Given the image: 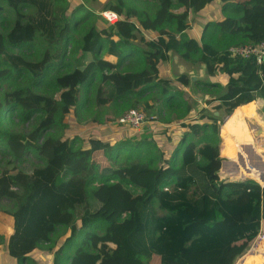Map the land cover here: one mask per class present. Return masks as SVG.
I'll return each instance as SVG.
<instances>
[{
  "label": "trees",
  "instance_id": "1",
  "mask_svg": "<svg viewBox=\"0 0 264 264\" xmlns=\"http://www.w3.org/2000/svg\"><path fill=\"white\" fill-rule=\"evenodd\" d=\"M140 1L152 5V10ZM72 2L0 0V21L8 18L6 6L13 11L10 28L0 33V81L23 80L5 89L0 99V148L9 158L4 165L0 160V200L14 202L7 253L16 264H36L38 248H53L58 229L66 227L70 236L55 250L52 264H67L72 259L70 247L75 243L82 247V240L91 241L100 228L112 225L100 216L106 202L95 199L93 184L120 182L143 191L152 187L135 203L140 227L125 239L140 263L236 264L264 233V189L255 180L264 181L254 169L245 175L255 180L223 176L221 118L205 109L190 117L195 107L184 96L190 77L171 78L160 68L175 51L187 61L205 63L209 76L227 79L225 91L207 101L214 103V111L230 114L257 99L264 101V62L229 52L232 45L264 40V0H110L104 7L120 15L114 24L97 12L103 22L93 20L96 14L82 0L72 10ZM215 2L221 3L222 17L207 22L200 37L192 36L190 15L201 14ZM91 19L84 34L76 37L82 22ZM138 35L145 46L135 43ZM38 37L45 47L33 60L24 50L33 49ZM77 50L82 59L89 53L92 60L83 63L76 58L80 64L73 65L71 55ZM105 54L117 61L115 69H102ZM132 60L140 67H123ZM105 71L108 78L102 81ZM95 79L97 106L121 103L137 108L146 97L149 100L144 101H154L151 95L157 92L162 106L177 113L184 135L170 157L160 154L162 164L155 165L153 150L147 153L153 143L149 133L142 134L141 141L135 137L138 145L126 155L132 139L112 144L92 137L86 146L78 137L57 135L49 138L48 158L41 156L44 133L74 108L81 114L87 105L83 90ZM197 85L208 93L220 92L221 87L212 80ZM54 88L58 98L47 92ZM14 115L22 122L37 119V124L29 133L8 131L3 122ZM222 129L226 154L230 131L225 123ZM29 154L42 162L32 173L17 164ZM238 155L240 168L246 170ZM83 250L93 252L90 246Z\"/></svg>",
  "mask_w": 264,
  "mask_h": 264
},
{
  "label": "rangeland",
  "instance_id": "2",
  "mask_svg": "<svg viewBox=\"0 0 264 264\" xmlns=\"http://www.w3.org/2000/svg\"><path fill=\"white\" fill-rule=\"evenodd\" d=\"M72 10L75 8L76 2L79 0H72ZM81 1V0H80ZM110 0H82L86 4L87 8H90L94 11V13L98 14V11L102 9L103 6L106 5L107 2ZM139 5L143 7H148L152 10L153 6L149 5L144 2H138ZM221 3H212L210 4L204 12L198 15H190L189 22L191 24V30L189 31L192 36L200 37L202 34V30L204 25L213 20H217L222 17V11L220 9ZM93 17V20H101L98 18V15ZM4 15L8 16L6 21L3 23L0 21V33H5L9 28L10 24L12 23V16L13 11L6 6L4 10ZM89 21H83L80 25L78 31H75L76 37H81L85 30L88 28ZM38 44L33 49H26L24 50L25 55L33 60L39 59L43 50L44 45L40 41V37H38ZM169 40V39H168ZM136 44L140 46H145L144 42L140 39L138 35V39L135 40ZM81 51H76V53H72L71 61L73 65L80 64V61H77L76 58L79 60H84L83 63H86L92 60L91 54H86V57L82 59L80 56ZM178 54L175 51L170 52V62L165 66L160 68L161 73H167L171 78H175L179 74V68L174 64V56ZM180 62L187 66V70L190 73L201 76L204 74L202 62H191L183 59L180 56ZM100 66L103 70L108 69H115L117 67V61L114 58L110 57L108 54L102 56L100 61ZM123 67L129 69H137L140 67V64H137L135 61H130L125 63ZM123 69V68H122ZM108 71L103 73V80L108 78ZM202 78L205 81L212 80L215 83L221 85L220 92L218 91H211L206 92L208 93L207 99H204L201 105H197L195 99H193L185 90V99L189 101L195 108V112H193L190 116H198V111L205 109L208 114L214 112V103L208 104L207 101L212 100L214 97L223 93L226 89V81L227 79L219 76L211 77L208 74L203 75ZM23 83V80L14 81L8 80L4 83L0 81V99H2L3 91L10 86H16L18 84ZM99 81L96 79L93 80L92 84L89 86L88 89L83 90V96L87 97V105L83 107L81 114L77 115L76 109H73V112L63 118V121L56 127L48 130L44 133L43 137L40 140V145L43 146V151L40 152L41 156L48 158L51 152V144H50V137L57 136V135H65L68 137H78L82 145H89V139L92 137H99L105 141H109L112 144H116L118 142H123L126 140L132 139L131 149L125 152L124 155L129 154L132 148H136L135 145H138V142H135L134 138L136 137L139 141L142 140V134L149 133L151 135V139L153 140L152 145H148L149 149L147 153L151 150L155 153L153 157L156 159V166L163 163V160L160 154H164V157H170L173 150L175 149L177 143L184 135V129H181V121L177 118V113L174 111L170 112L169 108L162 106L160 99L158 98V93L153 92L151 97H154V101H144L145 99L149 100L148 97L142 100V104L137 107L138 109L143 110L149 121L146 125L142 126L141 130L133 131L127 126L119 124V118L130 108H126L124 104H108L107 106L100 107L97 106L95 103V93H96V86L98 85ZM190 86V85H189ZM188 86V87H189ZM188 89V88H187ZM216 89V87H215ZM198 91H203L200 86L197 85ZM39 91H43L39 89ZM50 95H55L58 98V91L54 88L53 90L48 89ZM205 92V91H203ZM257 105L260 107L259 100H256ZM264 103V101H263ZM164 108L161 114H159L160 109ZM255 107V106H253ZM258 107V108H259ZM252 107L248 109L242 110L243 113H250ZM264 112V110H263ZM224 113V112H223ZM231 114V113H230ZM229 114L226 113L224 118H221L222 123L225 122V125L228 126L230 131V138H228V146L229 149L226 154L223 153L224 151V142H226V134L224 129H222V156H223V165H222V172L223 176H228L230 178H252L245 175L247 170H252V167L256 166L258 169L260 167H264V161L260 160V158L253 155L250 148H245L242 146L243 154L249 158L245 160L241 157L238 150V144H244L242 142H238L233 137L231 132V128L234 126H230L227 124L229 121ZM246 117V116H244ZM260 120L264 123V115L260 112L258 116ZM37 124V119H31L27 122H22L16 115L10 117L9 119L4 120L3 126L8 131H17L23 133H29ZM240 126L238 122L237 127ZM261 133V134H260ZM255 135H259L255 138L254 147L256 151H258L264 155V138L262 139L263 132L256 131ZM170 137V139H169ZM225 140V141H224ZM224 141V142H223ZM243 141V140H240ZM232 142H236L235 144ZM261 145V146H260ZM135 153L137 154L138 151L136 150ZM134 154L133 156H135ZM240 156V161L245 165L247 168L243 170L240 166H236L233 163L234 155ZM237 155L236 160H237ZM255 156V157H254ZM232 157V159H229ZM123 158V157H122ZM9 158H5V155L2 153L0 148V160L2 161V165L7 161ZM229 159V160H227ZM42 162L40 159L35 156L34 154H29L23 162L17 163L18 166L27 173H32L35 166L41 164ZM260 171V170H259ZM260 177L264 181V172H259ZM254 179V178H252ZM255 180V179H254ZM257 181V180H255ZM258 182V181H257ZM152 190V187L148 188L147 191H143L141 189H137L132 185L123 184L120 182H111L105 184L94 183L93 184V194L95 199H101L106 202V209L105 211L100 214L103 218L109 220L112 225L107 229L100 228L96 235L93 236L91 241H88L87 238L82 240V247L79 246L77 243L70 247L68 253L72 255V259L68 261L67 264H142L135 258V253L132 249H130L126 244V235L131 230L140 227V223L136 216L135 212V203L137 200L145 198ZM14 208V202L11 199L3 198L0 200V240H1V250L0 256L1 261L0 264H16L17 260L7 253L6 249V242L9 235L13 232L12 226V216L10 214L11 210ZM263 233V232H262ZM70 236V229L66 227H60L57 232L58 242L53 247L50 248L48 245H41L38 250L34 253V258L36 259V264H52L55 250L61 246L64 241ZM258 242L255 244L256 248ZM90 246L93 252L87 253L82 249L87 248ZM260 264L261 259L257 260ZM252 264H255L252 263Z\"/></svg>",
  "mask_w": 264,
  "mask_h": 264
},
{
  "label": "built area",
  "instance_id": "3",
  "mask_svg": "<svg viewBox=\"0 0 264 264\" xmlns=\"http://www.w3.org/2000/svg\"><path fill=\"white\" fill-rule=\"evenodd\" d=\"M98 14L102 16L109 23L114 24L120 20V15L116 11L111 10V9H106L104 6L100 10V12L98 11ZM143 33L147 38L149 39L152 38L149 33L147 32H143ZM153 38H157V37H153ZM229 52L233 56L242 57L246 59L254 58L257 60L258 63H263L264 62V40L259 41V42H247L243 44L232 45L229 48ZM148 121L149 119L143 110L138 109V108H130L119 118L118 122L119 124L124 125L125 127L127 126L133 131H138V130H141L142 126L146 125ZM234 158L236 159V157ZM234 158H233V161H234ZM229 159H232V157H229ZM257 181L259 182L261 187L264 189V184L259 180Z\"/></svg>",
  "mask_w": 264,
  "mask_h": 264
},
{
  "label": "water",
  "instance_id": "4",
  "mask_svg": "<svg viewBox=\"0 0 264 264\" xmlns=\"http://www.w3.org/2000/svg\"><path fill=\"white\" fill-rule=\"evenodd\" d=\"M174 64L179 68L178 75L187 74L190 77L191 82H190V86L188 87L187 91L188 93H190L191 97L195 99L197 103H199L197 105H201L203 100L207 99L208 93L203 92V91L201 92L195 89H197V81H205L202 78V76L205 74L207 75L206 64L203 62L201 63L203 65V70H204V74L201 76L190 73L189 70H187V66L180 62L179 54H176L174 56ZM252 103L253 102L243 105L244 109H247L249 105L251 106ZM262 103H263V100L260 99V104L262 105ZM260 112L262 113V115H264V112L261 108H260ZM205 113L208 114V112L206 111ZM213 115L216 117L224 118V116H226V113L225 112L223 113V111L217 110L213 112ZM228 116L230 117V119L229 121H227V124L232 126L237 116L244 117L241 106L236 108L235 111L229 114ZM262 132L264 134V130ZM257 242H258V245L256 248H254ZM259 259H261L262 264H264V233L262 232L259 233L257 238L254 240L252 246L250 247V249L237 261L236 264H252Z\"/></svg>",
  "mask_w": 264,
  "mask_h": 264
},
{
  "label": "crops",
  "instance_id": "5",
  "mask_svg": "<svg viewBox=\"0 0 264 264\" xmlns=\"http://www.w3.org/2000/svg\"><path fill=\"white\" fill-rule=\"evenodd\" d=\"M215 3H218V2H215ZM188 87L185 88V90H188L187 89ZM259 100V103H260V99H257ZM251 103V102H250ZM254 103H256V105H254ZM213 104V103H212ZM216 104V103H215ZM263 104L262 105L260 104V107L257 105V102L256 100L253 101V103L251 104V106L249 105V107H252V110L250 111V113H248L249 115H247L246 113H243L245 117H239L237 116L235 118V121L234 123L232 124L234 127L231 128V132L232 134L234 135V133L237 135V140L238 142H243L244 144H247L248 148L252 147L253 150H254V155H256V157L260 158V160L264 161V155L261 153L256 151L255 147H254V144H255V138L259 135H255V132L258 130L259 131V128L262 127V129L264 130V123L261 122L257 117L260 115V108L263 110ZM214 105V104H213ZM255 106V107H253ZM248 107V108H249ZM259 107V108H258ZM247 108V109H248ZM241 109L244 111V107L243 105L241 106ZM234 112V111H233ZM245 112V111H244ZM207 114V113H206ZM255 115H257V117H255ZM191 117V116H190ZM230 119V117H229ZM238 122L240 123V126L237 127V124ZM225 123V122H224ZM222 123V126L223 124ZM222 126H221V133H222ZM231 125H229L230 127ZM181 129H184L185 130V127H182L181 126ZM261 134V133H260ZM264 136V134H263ZM221 137L222 134H221ZM264 137H262L263 139ZM240 140H243V141H240ZM225 141V140H224ZM223 141V142H224ZM237 142V143H238ZM261 146V145H260ZM238 147V146H237ZM240 153V152H239ZM240 157V156H239ZM249 159V158H248ZM261 169H258L256 166L252 167V169L256 170V171H261V172H264V167H260ZM259 171V172H260ZM264 176V175H263ZM258 263V262H257ZM260 264H262V260L260 261Z\"/></svg>",
  "mask_w": 264,
  "mask_h": 264
},
{
  "label": "flooded vegetation",
  "instance_id": "6",
  "mask_svg": "<svg viewBox=\"0 0 264 264\" xmlns=\"http://www.w3.org/2000/svg\"><path fill=\"white\" fill-rule=\"evenodd\" d=\"M233 137L237 140V135L234 133V135H233ZM232 143H236V142H232ZM239 143V142H238ZM243 143V142H242ZM245 146V148H248V146H247V144H238V150H239V154L241 155V157L243 158V159H245V160H248V158H247V156L245 155V154H243V150L241 149L242 148V146ZM250 148V147H249ZM251 149V152H252V154L254 153V150H253V148L251 147L250 148ZM254 155V154H253ZM255 157V156H254ZM233 163L236 165V166H238L237 164V161H236V159L234 158V161H233Z\"/></svg>",
  "mask_w": 264,
  "mask_h": 264
},
{
  "label": "bare ground",
  "instance_id": "7",
  "mask_svg": "<svg viewBox=\"0 0 264 264\" xmlns=\"http://www.w3.org/2000/svg\"><path fill=\"white\" fill-rule=\"evenodd\" d=\"M259 131H261V132L263 131L262 127L259 128ZM257 262H258V261H256L255 264H257Z\"/></svg>",
  "mask_w": 264,
  "mask_h": 264
}]
</instances>
